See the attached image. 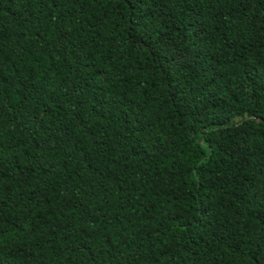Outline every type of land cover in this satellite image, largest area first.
<instances>
[{
	"label": "trees",
	"instance_id": "16d2710c",
	"mask_svg": "<svg viewBox=\"0 0 264 264\" xmlns=\"http://www.w3.org/2000/svg\"><path fill=\"white\" fill-rule=\"evenodd\" d=\"M0 264H264V0H0Z\"/></svg>",
	"mask_w": 264,
	"mask_h": 264
}]
</instances>
